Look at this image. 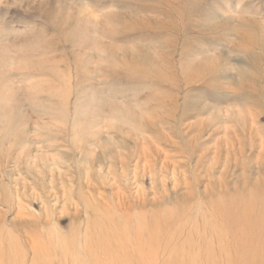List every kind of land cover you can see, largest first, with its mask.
I'll list each match as a JSON object with an SVG mask.
<instances>
[{"label":"rangeland","instance_id":"374dc122","mask_svg":"<svg viewBox=\"0 0 264 264\" xmlns=\"http://www.w3.org/2000/svg\"><path fill=\"white\" fill-rule=\"evenodd\" d=\"M263 209L264 0H0V264H264Z\"/></svg>","mask_w":264,"mask_h":264},{"label":"bare ground","instance_id":"6f19581e","mask_svg":"<svg viewBox=\"0 0 264 264\" xmlns=\"http://www.w3.org/2000/svg\"><path fill=\"white\" fill-rule=\"evenodd\" d=\"M260 195V194H259ZM262 211H264V209L262 210ZM251 213V212H250ZM259 213V212H258ZM253 215H254V213H253ZM253 215H250V216H253ZM258 217H259V215H258ZM249 218V217H248ZM251 218V217H250ZM256 218V217H255ZM262 218V217H261ZM264 218V217H263ZM257 219V218H256ZM262 220V219H261ZM248 221H249V219H248ZM256 221V220H255ZM258 221H259V219H258ZM263 221V220H262ZM264 224V223H263ZM264 227V226H263ZM255 228V227H254ZM259 228V227H258ZM261 228V227H260ZM252 229V228H251ZM259 230V229H258ZM262 230H263V228H262ZM252 231V230H251ZM253 233V232H252ZM257 233V232H256ZM255 233V234H256ZM200 242V241H199ZM258 242V241H257ZM212 244V243H211ZM216 245V244H215ZM264 245V244H263ZM238 246V245H237ZM256 246H258V245H256ZM258 248V247H257ZM224 250V249H223ZM249 250V249H248ZM252 251H253V249H252ZM249 252V251H248ZM247 252V253H248ZM82 253V252H81ZM245 254V253H244ZM251 254V253H250ZM256 257V256H255ZM231 259V258H230ZM260 259V258H259ZM242 260V259H241ZM252 260H253V258H252ZM228 261H229V259H228ZM233 261V260H232ZM248 261V260H247ZM213 264V263H212ZM228 264V263H227Z\"/></svg>","mask_w":264,"mask_h":264}]
</instances>
